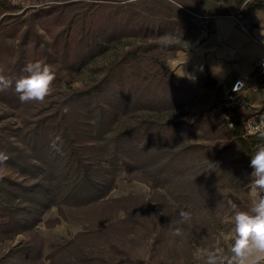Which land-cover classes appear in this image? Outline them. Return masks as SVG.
<instances>
[{
	"label": "trees",
	"instance_id": "obj_1",
	"mask_svg": "<svg viewBox=\"0 0 264 264\" xmlns=\"http://www.w3.org/2000/svg\"><path fill=\"white\" fill-rule=\"evenodd\" d=\"M246 5L249 11L264 10V0H253ZM70 6L74 5L39 10L26 21H20L22 14L12 15L19 7L9 0H0V69L13 81L12 87L0 91V102L18 112L22 122L21 126L0 128V153L7 156L0 166L29 177L25 184L0 176V232L4 239H13L20 233L22 221H26L23 215H32L33 210L50 202L75 208L88 221L98 211L116 206L127 214L129 209L123 203L129 198L105 199L113 181L109 179L112 173L102 168V162L113 167L123 163L130 173L148 177L152 186L164 190L163 194L157 193L160 196L157 202L164 208L167 204L163 202L170 197L179 208L213 209L214 202L207 190L212 177L223 168L216 158L221 152L186 144L195 134L186 122L140 119L115 131L118 118L127 116L132 109L181 106L177 101L183 98V91L171 80L174 76L167 67L170 55L159 52L165 50L164 46L138 44L111 63L100 81L62 91L67 84L66 74L77 71L96 50L118 39V32L140 35L145 30L143 25L141 31H136L141 21L133 12L120 17L109 9L113 6L97 3L82 5L83 13L68 16L66 8ZM47 18L59 31L52 34V29L44 23ZM135 19L136 25H131ZM160 23L159 35L163 26ZM36 25L49 34L50 41L44 39ZM147 32L142 36L146 37ZM36 61L50 65L56 76L52 94L43 101L51 102L41 110L36 105L41 102L22 103L14 86L15 80L28 75L25 66ZM202 81L207 89L217 87L208 77ZM228 135L242 153L249 151L251 144L247 140L251 138L244 135L238 119H234ZM57 136L62 141L57 142L59 152L50 147ZM201 150L205 151L202 157L197 155ZM91 235L94 233L88 230L57 247L49 256L51 264H68L73 258L77 264L93 262L89 251L82 248L84 239ZM23 246L16 247L20 250L16 254L18 260L24 256L30 259L40 249L26 243V248L21 250Z\"/></svg>",
	"mask_w": 264,
	"mask_h": 264
},
{
	"label": "rangeland",
	"instance_id": "obj_2",
	"mask_svg": "<svg viewBox=\"0 0 264 264\" xmlns=\"http://www.w3.org/2000/svg\"><path fill=\"white\" fill-rule=\"evenodd\" d=\"M251 1L253 0H9L19 7L12 15L22 14L20 21H26L32 13L39 10L48 11L63 5L65 7L74 5L66 8L69 11L66 15H80L85 10V8H82L83 11L80 10L82 5L99 3L113 6L109 9L118 12L120 17L133 12L135 18L141 21L136 31H141L144 25L145 30L140 35L118 32V39L109 42L103 49L96 50L87 63L77 71L66 74L64 81L67 84L63 85L62 91L93 85L103 78L107 67L118 57L138 44L162 45L161 37L164 35H170L173 42L159 52L171 57L181 45L198 32L196 25L199 18L231 16L237 13L248 16L250 11L246 4ZM120 7H123L122 10H119ZM137 20L135 19L131 25H136ZM44 23L52 29V34L60 29L53 26L49 18ZM159 23L163 24L161 35L157 34L160 33ZM35 28L45 40L50 41L49 34L39 25ZM121 30L123 29H119ZM145 31H148V34L143 37ZM173 47H176L175 50L170 51L169 49ZM167 48L170 52L166 50ZM173 76L174 79L171 80L183 91V98L180 97L177 101L180 107L163 110L128 108L130 112L127 116L119 117L115 123V131L119 132L129 125H134L140 119L186 122L195 133L193 138L185 142L186 144L203 149L207 147L219 149L221 152L220 156L216 154V158H219L218 163L221 162L223 168H219V173L212 177L207 190L214 202L213 209L191 211L185 207L179 208L170 197L166 198L165 202L161 199L167 204L164 208L157 202L160 198L157 193L163 194L164 190L152 186L148 182V177L140 173H130L123 163H120V167H113L107 162H102V168L112 173L109 179L113 181L105 199L129 198L123 203L129 209L128 213L126 214L124 210L118 211L116 206L113 209L98 211L88 221L86 217H81L75 208L65 205L60 207L55 202L46 203L36 210L37 212L33 210L32 215H23L22 218L26 219L21 224L23 229L13 239H4L0 232V264H51L49 256L57 247L66 245L77 235L88 230L94 235L84 239L82 248L89 251L94 258L90 264H203L207 251L216 248L221 249L223 255H231L230 249L235 237L232 220L234 212L248 210L253 199L264 195L257 190L253 196L249 187L252 172L251 156L255 153L257 145L264 143V140L259 136L249 137L251 139L247 142L251 144L250 149L242 153L229 137L230 128L218 110L224 99L219 86L214 90L207 89L203 87L201 79L189 81L178 79L174 74ZM50 102L48 99L36 105L41 110ZM20 117L18 112L0 102V128L8 125L21 126ZM203 152L205 151L201 150L197 155L202 157ZM0 176L25 184L29 181V177L19 175L4 166H0ZM229 200L237 205L236 209L228 205ZM180 210L191 211L192 219L181 222ZM98 222L101 224H96ZM176 228L181 229L183 233L181 237L173 235ZM26 243L40 249L35 250L32 258L24 256L18 260L16 254L20 250L16 247L24 245L22 250L26 248ZM68 264L77 263L73 258Z\"/></svg>",
	"mask_w": 264,
	"mask_h": 264
},
{
	"label": "crops",
	"instance_id": "obj_3",
	"mask_svg": "<svg viewBox=\"0 0 264 264\" xmlns=\"http://www.w3.org/2000/svg\"><path fill=\"white\" fill-rule=\"evenodd\" d=\"M252 32L240 30L231 16L211 18L209 32L198 30L169 58L167 64L178 79L194 81L209 78L217 86L242 81L239 102L248 109H264V79L255 72V62L264 58V10L247 16ZM222 71L213 75V68Z\"/></svg>",
	"mask_w": 264,
	"mask_h": 264
},
{
	"label": "clouds",
	"instance_id": "obj_4",
	"mask_svg": "<svg viewBox=\"0 0 264 264\" xmlns=\"http://www.w3.org/2000/svg\"><path fill=\"white\" fill-rule=\"evenodd\" d=\"M264 36V32L261 31ZM170 35L161 37L162 46L172 44ZM24 71L28 74L14 82L15 91L19 94V100L22 103L43 102L52 94L53 83L55 81V72L52 67L40 61L28 63ZM222 71L220 67L213 68V75ZM0 69V91L7 90L13 86V81L2 74ZM68 109L65 108V112ZM251 133L258 135L264 140V114L260 115L259 123L254 121L251 126ZM57 142L62 143L61 138L57 136L50 147L55 151H60ZM7 160V156L0 153V161ZM250 174L251 182L249 187L253 196L257 190L264 193V143L258 144L255 153L251 156ZM228 205L236 209L237 205L228 201ZM179 216L181 222H188L192 219V213L188 210H180ZM234 225V243L230 249V256L222 254L219 248L208 250L203 264H264V195L252 200L251 207L248 210H236L232 217ZM176 237L183 235L180 228L173 232Z\"/></svg>",
	"mask_w": 264,
	"mask_h": 264
},
{
	"label": "built area",
	"instance_id": "obj_5",
	"mask_svg": "<svg viewBox=\"0 0 264 264\" xmlns=\"http://www.w3.org/2000/svg\"><path fill=\"white\" fill-rule=\"evenodd\" d=\"M237 27L246 32H252V25L246 15L237 13L231 15ZM201 32H209L211 29V18H199L196 25ZM255 72L258 76L264 79V58L257 59L255 62ZM243 82L236 81L230 87L226 84L219 86L223 93V103L218 107L227 126L232 129L234 127V119H238L242 125L244 135L246 137H255L251 133V126L254 121L259 123L260 115L264 114V109L251 110L240 104L239 94L242 90Z\"/></svg>",
	"mask_w": 264,
	"mask_h": 264
}]
</instances>
